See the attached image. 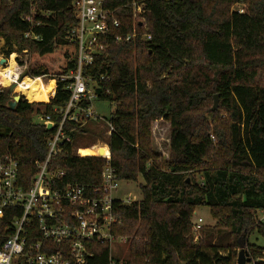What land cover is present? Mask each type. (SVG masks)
<instances>
[{"label":"trees","instance_id":"obj_1","mask_svg":"<svg viewBox=\"0 0 264 264\" xmlns=\"http://www.w3.org/2000/svg\"><path fill=\"white\" fill-rule=\"evenodd\" d=\"M238 2L243 14L230 10ZM134 3L141 9L135 22ZM103 7L119 26L110 23L98 40L104 51L83 75L114 106L113 131L102 137L97 122L65 123L72 144L51 167L65 172L63 183L99 184L105 160L72 152L74 140L89 134V142L108 145L120 182L142 178L141 200L113 206L110 233L128 241L125 264H236L241 237L254 264H264V248L248 242L253 233L264 240V0H104ZM77 26L72 0H0L5 58L27 54L26 77L56 80L51 100L20 98L13 110L7 104L19 88L10 96L0 89V157L17 161L25 189L53 132L35 116L51 115L56 125L61 116L53 108L68 100L57 79L76 68ZM133 27L137 36L125 41ZM102 76L108 81L99 82ZM154 122L169 124L166 158L153 150ZM202 207L215 224L203 225L195 242L191 219ZM12 219L10 210L0 218V245ZM88 246V264H108L107 243Z\"/></svg>","mask_w":264,"mask_h":264},{"label":"built area","instance_id":"obj_2","mask_svg":"<svg viewBox=\"0 0 264 264\" xmlns=\"http://www.w3.org/2000/svg\"><path fill=\"white\" fill-rule=\"evenodd\" d=\"M72 4L78 21V26L71 32V39L77 45V65L74 70L57 79L59 83L65 84L68 92L64 106L53 108V113L61 116L59 123L54 125L51 115L35 116L38 123L45 126L50 124L53 132L45 142L44 161L34 163L37 172L27 189L19 179L17 161L9 155L0 157V218L6 210H10L13 217L11 234L0 245V264H88L93 257L88 246L92 242L109 245L108 264H125L116 261L110 252L115 242L110 229L117 223L113 206L115 201L130 205L137 200H121L116 196L120 181L110 164L108 145L102 142V145L94 144L91 148L95 149V154L87 156L105 160L99 184L63 183L61 179L65 172L51 167H56L55 160L60 158L66 146L72 144L65 131V123L84 127L91 121H99L92 110L93 102L99 99L98 89L89 76L83 75V68L92 64L95 54L104 51V46L98 40L108 35L110 23L119 26L112 13L104 9V0H72ZM236 4L241 6L236 11L243 14L244 5L241 2ZM132 10L135 22L141 9L134 3ZM28 36L26 34L25 37ZM136 36L133 27L132 33L126 35L124 40L130 41ZM120 40L116 38V41ZM9 58L5 59L3 67H8ZM12 61L15 70L9 74L8 86L17 83L27 68L25 60L23 64L18 62V58ZM53 81L56 85V80ZM105 81L108 78H99V82ZM19 86L20 83H17V88ZM112 131V127L106 124L104 136H110ZM72 152L82 157L76 149ZM260 221L264 223V217ZM202 226L201 218L193 223L195 242ZM122 241L127 242L126 239L119 242Z\"/></svg>","mask_w":264,"mask_h":264},{"label":"rangeland","instance_id":"obj_3","mask_svg":"<svg viewBox=\"0 0 264 264\" xmlns=\"http://www.w3.org/2000/svg\"><path fill=\"white\" fill-rule=\"evenodd\" d=\"M239 8H241V6H239L237 4H233L231 6L230 10L234 11V10H237ZM133 19H135V18H133ZM138 19L139 18H136V20H138ZM4 48H5L4 40L2 38H0V58L1 59L5 58V54H4L5 49ZM13 58H18L20 60L23 59L26 62L27 59H29V55L26 54V55L22 56L18 53H12L9 60L11 61ZM26 78H28V77H26ZM49 81L53 82V80H45L44 78L43 79L41 78V81H40V86H41L40 88L41 89H39V93L47 90ZM38 85H39V83H38ZM42 85H47V87L42 88ZM7 86L8 85L6 84V81H4L0 78V89H7L8 88ZM18 91H19L18 94H22L23 90L21 91L20 89H18ZM10 98H12V96ZM43 98H49V96H45ZM42 100H39V101L35 100V102L36 101L40 102ZM27 101L32 102L29 100H27ZM92 110L94 111L95 116L99 118V121L96 123L97 128L100 131L105 133V130H106L105 127H106L107 122L110 120L111 114L114 110V106L112 104H110V102L106 99H97L93 102ZM34 121L36 123H38L37 120H34ZM91 125L92 124H90V126ZM168 131H169V124L168 123L154 122L151 126V141H152L153 150L157 154H160L161 156H163V158H166V156H168V141H169V132ZM103 136H104V134L102 133V137ZM88 137H89V134H85V135H81V136L77 137L73 143L74 149H76L78 147H82V146H88V145H90V143H92V145H94V144L95 145H102L100 142L104 143V141L97 140V139L89 142ZM93 142H95V143L93 144ZM87 151H93V153H90V152L86 153ZM79 154H81L82 156L94 155L95 149L91 148V149H86V150H80ZM195 178L198 179L199 176L196 175ZM143 184H144V182H143L141 177H138L136 182H131V181L130 182H120V187L118 189L116 196L118 198H120L121 200L130 199V200L139 201L142 198V195L140 193V185H143ZM259 217L260 218L263 217L262 214H259ZM197 218H201L203 221V225L207 226V228H211L215 224V222L212 220V218L210 216L209 209L206 207L198 208L195 211V213L193 214L191 221L195 222L197 220ZM121 239H126V237H120V236L115 237V242L110 247V252H111L112 257H114L116 260L124 262L125 259L127 258L128 241L127 242L122 241V243H120L119 241ZM248 242H249V244L255 245V246L260 247V248H264V240L262 238H260L259 236H257L256 233H253L248 238ZM244 249L247 253V258L250 259L249 264H254V261H253L252 257L250 256L247 248L245 247ZM238 252H239V248L236 250L235 262L237 260ZM221 254L225 255L224 253H221Z\"/></svg>","mask_w":264,"mask_h":264},{"label":"bare ground","instance_id":"obj_4","mask_svg":"<svg viewBox=\"0 0 264 264\" xmlns=\"http://www.w3.org/2000/svg\"><path fill=\"white\" fill-rule=\"evenodd\" d=\"M15 70V64L11 60L9 61L8 67H2L0 65V78L4 81H6V84H10V76L9 74L14 73ZM39 79L32 80L29 78H23V80L20 83L19 89L22 91V95L26 97L29 101H35V100H42L45 96H50L53 93L55 84L54 82H49L47 90L40 92L39 89L40 86L38 85ZM46 85L43 86L45 88ZM44 90V89H43Z\"/></svg>","mask_w":264,"mask_h":264},{"label":"water","instance_id":"obj_5","mask_svg":"<svg viewBox=\"0 0 264 264\" xmlns=\"http://www.w3.org/2000/svg\"><path fill=\"white\" fill-rule=\"evenodd\" d=\"M5 59H2L0 61V64H5ZM26 77V72H24L20 77L17 83H21V81L23 80V78ZM17 83L11 84L8 86L7 88V96H10L11 93L17 88ZM20 98H23L22 94H18L17 96L13 97L11 101L8 102L7 106L10 110H13L16 106V104L18 103V101L20 100ZM218 107V98L215 95L213 98V106H212V111H215ZM47 130L50 131L51 130V125L48 124L47 125ZM245 239L243 237H241L239 239V252L237 255V260H236V264H249L250 263V259L247 258V253L245 251Z\"/></svg>","mask_w":264,"mask_h":264},{"label":"crops","instance_id":"obj_6","mask_svg":"<svg viewBox=\"0 0 264 264\" xmlns=\"http://www.w3.org/2000/svg\"><path fill=\"white\" fill-rule=\"evenodd\" d=\"M2 59H6V58H2ZM1 58H0V61L2 60ZM1 65V64H0ZM4 65V64H3ZM3 65H2V67H3ZM8 65H9V63H8ZM37 79H39V81H41V79L40 78H37ZM37 79H35V80H37ZM49 82H52V81H49ZM54 82V81H53ZM55 83V82H54ZM55 91H56V85H55V87H54V90H53V93L51 94V96H49V98H43V100L42 101H40V102H43L44 100H46V99H51V98H53L54 97V94H55ZM37 102V101H36ZM93 146V145H92ZM86 149H91V146L89 147V148H78V149H76L77 150V152H78V154H79V151L80 150H86ZM80 156H82L81 154H79ZM82 157H87V156H82Z\"/></svg>","mask_w":264,"mask_h":264}]
</instances>
